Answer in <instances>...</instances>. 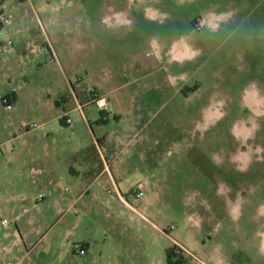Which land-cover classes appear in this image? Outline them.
Returning a JSON list of instances; mask_svg holds the SVG:
<instances>
[{
  "label": "rangeland",
  "instance_id": "374dc122",
  "mask_svg": "<svg viewBox=\"0 0 264 264\" xmlns=\"http://www.w3.org/2000/svg\"><path fill=\"white\" fill-rule=\"evenodd\" d=\"M0 7L11 16L0 30V87L16 89L25 78L31 91L19 110L39 125L45 89L66 85L49 51L41 52L37 15L51 22L47 34L69 81L85 78L86 89L135 61L198 53L173 66L186 74L184 94L154 97V126L116 150L118 191L95 186V200L77 205L90 220L76 234L97 245L73 262L54 252L47 264H264V0H0Z\"/></svg>",
  "mask_w": 264,
  "mask_h": 264
},
{
  "label": "crops",
  "instance_id": "0c3cea01",
  "mask_svg": "<svg viewBox=\"0 0 264 264\" xmlns=\"http://www.w3.org/2000/svg\"><path fill=\"white\" fill-rule=\"evenodd\" d=\"M47 10L45 5L40 9L44 17ZM37 18L45 28L41 52L49 51L50 63L59 65L66 86L45 89L49 102L39 112L43 122L38 130L25 134L19 132V126L30 119L19 107L31 91L29 83L24 78L16 89L3 91L0 87V98L10 96L13 102L11 110L0 106V264H47L57 251L65 257L63 261L73 262L79 258L71 246L77 244L87 256L97 239L76 234L80 224L90 220L80 216L77 205L87 199L88 207L95 200L91 195L95 186L118 191V174L111 166L116 150L154 126L155 99L180 96L186 90L185 72H175L173 66H184L187 58L175 54L165 64L162 58H157V64L154 59L150 63L135 61L125 72L104 76L101 87H82L85 78L73 84L47 34L51 22ZM159 64L162 74L154 86V66L159 68ZM96 96L107 99L108 110L98 108ZM206 115L213 120L211 113ZM67 133L71 141H64L62 135ZM41 195L45 197L39 200ZM116 199L129 206L121 193ZM46 206L52 214L45 213Z\"/></svg>",
  "mask_w": 264,
  "mask_h": 264
},
{
  "label": "built area",
  "instance_id": "2783aa9c",
  "mask_svg": "<svg viewBox=\"0 0 264 264\" xmlns=\"http://www.w3.org/2000/svg\"><path fill=\"white\" fill-rule=\"evenodd\" d=\"M10 17L11 16L8 17L5 14V11L3 10V8L0 7V26L5 25V24H9L10 23ZM1 51H4V49L1 48ZM15 91L16 90H14V93H15ZM1 101H2V104L5 106L6 109H9V110L12 109L13 102H12V98L10 96L2 98ZM95 104L101 110H108L109 109V103H108L106 98L96 96L95 97ZM68 123L71 124L72 123L71 120H69ZM39 128H40V125L38 123L25 120L20 124L19 132L22 134H25V133L36 131ZM108 192L111 194L112 191L108 190ZM133 195H135L138 199L143 198L144 193L142 192V186L139 187L138 191H134ZM44 197H45V195H41L39 197V200L44 199ZM4 223L7 224L8 221H4ZM75 251L82 256L85 255V253H86V251L82 245H76Z\"/></svg>",
  "mask_w": 264,
  "mask_h": 264
},
{
  "label": "clouds",
  "instance_id": "9594fccd",
  "mask_svg": "<svg viewBox=\"0 0 264 264\" xmlns=\"http://www.w3.org/2000/svg\"><path fill=\"white\" fill-rule=\"evenodd\" d=\"M196 55H198V53L196 51H191L190 55L187 56V59H193Z\"/></svg>",
  "mask_w": 264,
  "mask_h": 264
}]
</instances>
